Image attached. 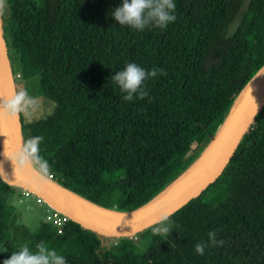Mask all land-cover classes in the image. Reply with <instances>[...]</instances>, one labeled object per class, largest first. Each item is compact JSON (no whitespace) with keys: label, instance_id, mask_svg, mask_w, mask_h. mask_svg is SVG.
I'll return each instance as SVG.
<instances>
[{"label":"trees","instance_id":"obj_1","mask_svg":"<svg viewBox=\"0 0 264 264\" xmlns=\"http://www.w3.org/2000/svg\"><path fill=\"white\" fill-rule=\"evenodd\" d=\"M174 3V22L139 31L114 20L121 0H7L0 26L11 75L37 78L53 104L32 123L18 115L21 146L43 137L47 173L29 162L38 174L98 207L132 212L201 158L264 64V0H248L227 36L240 0ZM128 63L166 74L145 81L143 99L124 101L111 76ZM18 189L0 176V264L40 241L67 264H264V104L221 174L168 217L166 238L153 235L160 222L144 229L140 251L127 236L105 246L70 220L32 231L15 224L6 200ZM211 231L223 245L196 254Z\"/></svg>","mask_w":264,"mask_h":264},{"label":"water","instance_id":"obj_2","mask_svg":"<svg viewBox=\"0 0 264 264\" xmlns=\"http://www.w3.org/2000/svg\"><path fill=\"white\" fill-rule=\"evenodd\" d=\"M14 95V84L0 26V103L6 102ZM263 104L264 64L235 99L221 129L222 134L215 153L204 168L197 174L183 179L193 164L158 197L132 212H119L98 207L58 185L49 177L38 174L30 163L23 167H16L8 157L17 153L22 147L19 116L4 114L2 107H0V176L8 185L19 187L38 196L57 212L68 217L70 221L98 236L125 237L159 223L163 216L169 217L213 182L225 168L240 139L249 129L255 114ZM1 172H4L14 183L3 178Z\"/></svg>","mask_w":264,"mask_h":264},{"label":"clouds","instance_id":"obj_3","mask_svg":"<svg viewBox=\"0 0 264 264\" xmlns=\"http://www.w3.org/2000/svg\"><path fill=\"white\" fill-rule=\"evenodd\" d=\"M6 8L7 0H0V16L4 14ZM175 8L174 0H121V5L112 11V16L121 27L128 26L143 31L151 26L163 30L176 20ZM161 74L166 73L155 67L146 71L136 63H128L123 70L111 76V79L119 86L120 91L125 93L122 99L131 102L134 97L139 99L146 97L148 93L145 90V81ZM33 104L34 100L28 92L21 90L11 99L0 103V107L3 108L4 114L17 116L21 112H26ZM42 140V136L29 138L17 153L8 158L16 167H23L29 162L36 161L41 171L46 174L48 164L41 161L38 155ZM170 231L168 216H163L159 225L153 228V235L166 238ZM223 243V240H217V233L211 231L208 233L207 241L196 243L195 253L203 256L206 248L222 246ZM3 264H67V261L56 249L50 248L45 241H40L35 244V250L27 243L20 246L18 251H14L10 258L3 261Z\"/></svg>","mask_w":264,"mask_h":264},{"label":"rangeland","instance_id":"obj_4","mask_svg":"<svg viewBox=\"0 0 264 264\" xmlns=\"http://www.w3.org/2000/svg\"><path fill=\"white\" fill-rule=\"evenodd\" d=\"M247 3L248 0H240L237 13L235 14L234 18L232 19L231 23L229 24L226 30V36L231 34V32L235 29L239 18L241 17V14L245 10ZM4 17H6V10L4 14L0 16V19ZM3 31L4 30L1 26L2 36ZM3 41L4 48L6 49V46L9 43L5 41L4 38ZM11 59V66H9L10 70H17L15 60L13 58ZM12 80L14 84L15 93H18L21 90H26L29 96H31L34 100L33 106H31L26 112L20 113L21 120L23 123H32L44 119L51 113L53 104L46 100L39 93L37 78H30L26 74L17 71L14 75H12ZM221 134L222 133L220 132L217 138H219ZM215 141L217 142L218 139H216ZM206 156H204L200 161H198L192 168L197 167V171L200 164L206 159ZM6 202L14 208L15 224L22 225L31 231L34 230L41 222L51 223V221H47V216L51 217V220H56V218L60 217V215L55 212V209L43 199L21 188L16 190L13 195L9 196ZM142 231L127 236L128 239H130L135 245H137L139 249L138 251H140L144 246V242L141 241L139 237ZM101 238L105 246H109L110 243H113L117 240L116 238L112 237L102 236Z\"/></svg>","mask_w":264,"mask_h":264},{"label":"bare ground","instance_id":"obj_5","mask_svg":"<svg viewBox=\"0 0 264 264\" xmlns=\"http://www.w3.org/2000/svg\"><path fill=\"white\" fill-rule=\"evenodd\" d=\"M221 133H222V131H220ZM219 132V133H220ZM219 135V134H218ZM218 135H217V137H218ZM215 138V140L216 139H218V141L216 142L215 140L213 141V143H211L209 146H208V148H206L205 149V151L202 153V156H201V158L198 160V161H200L204 156H206L205 158V160L200 164V166L198 167V170L196 171V169H197V167H194V168H190L188 171H187V173L185 174V176H184V178L183 179H186V178H189V177H191V176H193V175H195V174H197L199 171H201L203 168H204V166L211 160V158L213 157V155H214V153H215V150H216V148H217V146H218V144H219V141H220V137H221V135H220V137L219 138ZM1 175H2V177L3 178H5L6 180H8V182H10V183H14L9 177H7L5 174H4V172H1Z\"/></svg>","mask_w":264,"mask_h":264},{"label":"built area","instance_id":"obj_6","mask_svg":"<svg viewBox=\"0 0 264 264\" xmlns=\"http://www.w3.org/2000/svg\"><path fill=\"white\" fill-rule=\"evenodd\" d=\"M55 212L60 215V217L56 218V220H51V217L47 216V221H51V224H53L56 227H59L62 223L66 222L69 220L68 217H66L64 214L59 213L55 210Z\"/></svg>","mask_w":264,"mask_h":264}]
</instances>
